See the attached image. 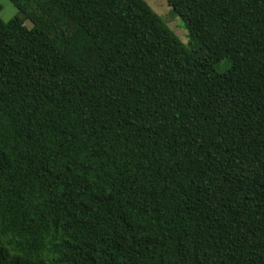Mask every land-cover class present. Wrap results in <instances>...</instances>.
I'll list each match as a JSON object with an SVG mask.
<instances>
[{"label": "trees", "instance_id": "1", "mask_svg": "<svg viewBox=\"0 0 264 264\" xmlns=\"http://www.w3.org/2000/svg\"><path fill=\"white\" fill-rule=\"evenodd\" d=\"M10 1L0 264H264V0Z\"/></svg>", "mask_w": 264, "mask_h": 264}, {"label": "rangeland", "instance_id": "2", "mask_svg": "<svg viewBox=\"0 0 264 264\" xmlns=\"http://www.w3.org/2000/svg\"><path fill=\"white\" fill-rule=\"evenodd\" d=\"M152 9L162 17V19L169 25V27L175 32L179 39L184 43H189L188 32L186 31L182 20L175 15L169 7L166 0H147ZM0 4L3 7L1 13V19L4 22H10L20 15L16 6L10 0H0ZM26 26L31 28L32 24L26 21ZM229 69V64L222 62L217 66L219 73H224Z\"/></svg>", "mask_w": 264, "mask_h": 264}]
</instances>
